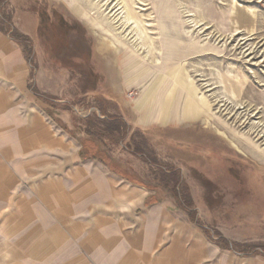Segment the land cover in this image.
I'll list each match as a JSON object with an SVG mask.
<instances>
[{
	"label": "rangeland",
	"instance_id": "374dc122",
	"mask_svg": "<svg viewBox=\"0 0 264 264\" xmlns=\"http://www.w3.org/2000/svg\"><path fill=\"white\" fill-rule=\"evenodd\" d=\"M0 15L85 155L172 199L212 244L264 258V0H0ZM12 242L0 229V264H37Z\"/></svg>",
	"mask_w": 264,
	"mask_h": 264
},
{
	"label": "crops",
	"instance_id": "0c3cea01",
	"mask_svg": "<svg viewBox=\"0 0 264 264\" xmlns=\"http://www.w3.org/2000/svg\"><path fill=\"white\" fill-rule=\"evenodd\" d=\"M31 82L18 42L0 25V206L15 207L0 229L13 252L37 264H264L212 244L172 199L155 201L152 190L85 157Z\"/></svg>",
	"mask_w": 264,
	"mask_h": 264
},
{
	"label": "bare ground",
	"instance_id": "6f19581e",
	"mask_svg": "<svg viewBox=\"0 0 264 264\" xmlns=\"http://www.w3.org/2000/svg\"><path fill=\"white\" fill-rule=\"evenodd\" d=\"M128 19L133 20V17L128 15ZM133 23V22H132ZM133 31V28H132ZM137 34V33H136ZM138 38V37H137ZM146 42V41H145ZM145 44V43H144ZM147 45V44H146ZM99 46V44H98ZM100 52H111L112 54H114L116 52V47L113 44L112 41H110V39H106V38H100V47L98 49ZM146 56V55H145ZM144 59V57H142ZM146 89L143 88L142 90V94L146 93L145 92ZM142 94L140 95V98L142 97ZM166 102V101H164ZM139 103V102H138ZM167 106V105H166ZM205 124L209 125L208 121L205 120ZM226 142L229 146H231L232 148H237L232 142H230V140L227 139V137L223 134L218 132L217 130H215Z\"/></svg>",
	"mask_w": 264,
	"mask_h": 264
},
{
	"label": "trees",
	"instance_id": "16d2710c",
	"mask_svg": "<svg viewBox=\"0 0 264 264\" xmlns=\"http://www.w3.org/2000/svg\"><path fill=\"white\" fill-rule=\"evenodd\" d=\"M4 22H5L4 17L2 15H0V25H1V27H2V24ZM107 119H110L111 120V118H109V117ZM114 120H115V124H116V120L118 121V119H114ZM118 129H119L118 127H115V131L118 130ZM83 132H87V134H90V133H88L89 131H86V130L83 131ZM84 156L87 157V158H95L96 159L98 155L96 156L95 154H90V155L88 154V155H84ZM101 162H104V160H101ZM170 192L172 193V197L174 198V200L177 202V205L180 208L185 209L186 204L182 203V201L180 200V198L178 197V195L175 193V191L173 190V188L170 190ZM155 201H157V199Z\"/></svg>",
	"mask_w": 264,
	"mask_h": 264
}]
</instances>
